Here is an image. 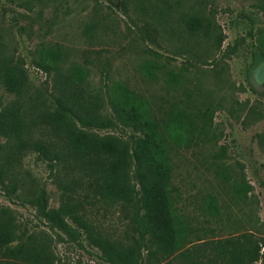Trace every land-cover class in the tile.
I'll return each mask as SVG.
<instances>
[{"label": "rangeland", "instance_id": "1", "mask_svg": "<svg viewBox=\"0 0 264 264\" xmlns=\"http://www.w3.org/2000/svg\"><path fill=\"white\" fill-rule=\"evenodd\" d=\"M194 18L201 27L191 32ZM59 48L67 55L64 71L86 69V93L108 111L116 82L148 100L166 129L172 194L193 245L251 235L261 247L256 264H264V0H0V55L27 71L31 105L55 94L53 74L38 63ZM15 100L0 83V111ZM172 125L183 134L170 135ZM91 132L136 135L123 127ZM19 172L45 189L50 209L60 207L62 191L47 162L28 155ZM0 207L15 217L18 240L43 246L54 264H111L1 187ZM96 210L104 236L124 246L142 242L132 206ZM142 245V264H179L184 250Z\"/></svg>", "mask_w": 264, "mask_h": 264}, {"label": "trees", "instance_id": "2", "mask_svg": "<svg viewBox=\"0 0 264 264\" xmlns=\"http://www.w3.org/2000/svg\"><path fill=\"white\" fill-rule=\"evenodd\" d=\"M201 27L191 19V32ZM92 27L86 28L91 33ZM66 52L49 49L39 68L52 73L55 94L31 105V81L25 69L0 55V83L17 98L0 111V187L6 198L35 207L40 217L63 232L71 243L85 242L111 264H142L143 243L162 252L180 253L179 264H256L261 247L251 235L193 245L192 229L178 214L172 190V163L166 129L154 118L148 100L122 83H114L107 98L86 93L88 71L80 66L64 71ZM178 127V125H176ZM130 128V140L98 130ZM180 128V126L178 127ZM47 162L62 191L61 205L50 209L46 191L27 183L19 172L26 156ZM98 204L132 206L142 242L120 245L104 236L95 223ZM186 248V249H185ZM0 264H54L43 246L20 242L9 209L0 207Z\"/></svg>", "mask_w": 264, "mask_h": 264}, {"label": "clouds", "instance_id": "3", "mask_svg": "<svg viewBox=\"0 0 264 264\" xmlns=\"http://www.w3.org/2000/svg\"><path fill=\"white\" fill-rule=\"evenodd\" d=\"M182 130H180L176 125H172L170 129V135H182Z\"/></svg>", "mask_w": 264, "mask_h": 264}]
</instances>
